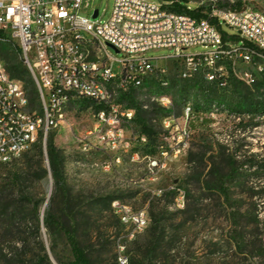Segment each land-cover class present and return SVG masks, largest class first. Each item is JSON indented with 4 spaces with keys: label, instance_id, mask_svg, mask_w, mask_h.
I'll return each mask as SVG.
<instances>
[{
    "label": "rangeland",
    "instance_id": "obj_1",
    "mask_svg": "<svg viewBox=\"0 0 264 264\" xmlns=\"http://www.w3.org/2000/svg\"><path fill=\"white\" fill-rule=\"evenodd\" d=\"M190 1L188 6L192 9L196 8L192 2H203L205 10L211 3V0ZM233 2L234 0H218L219 4L226 5ZM242 3L243 7L250 6L264 12V0H242ZM113 5L114 0H83L81 15L93 19L94 11L98 10L99 15L95 20L104 23L111 17ZM222 28L231 34L235 32L226 24H222ZM107 50L117 59L122 57L112 47H107ZM191 51L202 52L205 48L198 46ZM170 54L172 51L169 49L147 53L150 57H165ZM158 64L165 71L153 77V84H146L138 90V99L153 111L152 123L166 145H175L181 134H173L175 139L170 134H165L162 119L171 113L180 116L186 104H191L194 110L190 122L191 134L180 143L183 151L177 158H168L165 169L154 168L144 158L145 155L154 154L150 153L151 149L142 151L140 147H135L126 151L121 147L109 150L97 145L96 136L87 134L94 126L96 113L87 100L77 99L70 103L65 109L64 122L49 133L54 135L55 143L63 150L66 183L73 201L80 205L84 218L81 239L91 250L94 264H119L117 257L120 244L125 245V253L131 262L138 264L143 261V264H148L146 252H150L154 232L149 225L137 238L130 240L127 230L120 224L115 213L102 212L101 208L92 204L93 198L119 200L134 209L145 208L149 215L152 208L158 211L161 205H168V215L163 222L167 237L161 243L155 264H264V197H260V181L264 180L261 179L264 171L257 177L254 168L248 169L246 165H241V162L248 160L264 166V116L237 108L245 100L247 92L255 101L264 99V62L255 59L251 63H239L236 66L238 75L248 73L255 79L251 84L229 73L227 62H219L217 68L223 65L224 72L228 75L227 82L223 85L220 78L210 80L208 68L204 66L193 74L194 80H190L193 77L183 75L185 67L180 62L165 60ZM215 70L213 67L211 72ZM213 88L216 91L209 98L208 94ZM181 89L185 90L182 92ZM120 95L118 92L116 103L126 106V103L120 101ZM163 96L169 97L173 103L170 113L154 100ZM32 109L40 110L39 101ZM122 127L126 138L140 132L135 122L124 123ZM84 140L93 142L91 150L83 151ZM40 144L38 142L33 145L12 162L0 165V188L10 186L15 172H25L27 176L30 174L25 189L31 194L33 201L26 203L25 212L17 214L15 221L0 215V264H5L4 254H12L15 243L21 247L23 241L27 242L26 250H32V253L39 252L41 242L53 264H60L58 259L65 263L72 259L70 246L64 236L58 234L55 242H52L41 222L52 199L54 201L51 205L56 212L64 205L61 194H55L51 173L42 179L36 176L40 173L36 156ZM226 147L239 161V167L244 166L240 169L244 175L230 185L229 201L226 193L199 189L195 180L199 174L201 182L210 180L208 173L220 155L225 154L226 159ZM137 151L141 153L140 157L133 158ZM118 156L120 163H116L110 170L94 165ZM191 159L194 161L191 162ZM44 166L49 168L46 156ZM194 169L196 174L192 175ZM256 185L259 187L251 189ZM180 191L186 195L183 207L178 206L177 201ZM9 193L11 189L5 192ZM12 196L16 198L12 202L16 203L17 194ZM184 209H187V213H180ZM10 211L13 213V209ZM255 216L260 221L259 225L250 223ZM39 222L40 234L36 236L35 228ZM235 230L246 235L243 252L235 244L231 246L229 243ZM99 232L106 234L100 243L95 236ZM253 234L258 237L254 239ZM261 237L262 244L254 247L250 243ZM32 253L26 259L27 264H30L28 259Z\"/></svg>",
    "mask_w": 264,
    "mask_h": 264
},
{
    "label": "built area",
    "instance_id": "obj_2",
    "mask_svg": "<svg viewBox=\"0 0 264 264\" xmlns=\"http://www.w3.org/2000/svg\"><path fill=\"white\" fill-rule=\"evenodd\" d=\"M192 3L196 8L204 7L203 2ZM82 4L83 0H0V48L10 44L20 51L36 83L40 103V110L32 109L27 90L11 77L0 56V165L12 162L38 142L45 147L50 131L61 126L66 107L77 99L101 106L87 132L96 136L97 145L129 151L135 142L147 144L144 133L130 138L123 135L122 124L133 123L136 110L117 104L116 97L130 88H143L148 79L164 72L160 61L180 62L185 77L207 67L208 78H220L222 85L228 75L223 65L217 68L219 62H227L233 75L248 84L255 79L248 73L238 75L236 66L255 59L264 62V12L250 6L233 10L211 0L206 14L234 29L233 34L240 38L226 42L208 19L172 12L162 0H114L111 17L104 23L81 15ZM111 46L122 54L120 59L108 52ZM198 46L205 51H191ZM162 49L172 54L147 55ZM213 67L216 70L212 73ZM154 100L164 109H173L169 97ZM143 107L149 108L147 104ZM193 113L191 104H186L180 116L171 113L162 119L165 134L173 139V134L181 135L175 145L164 142L157 155L144 156L154 168L165 169L168 158L182 153L180 143L191 134ZM92 147V141H82L83 151ZM140 155L137 151L133 158ZM116 163H120L119 156L94 165L110 170ZM177 201L178 206H184V192L180 191ZM112 208L130 240L151 223L145 208L134 209L119 200L112 202ZM118 247L119 264H130L125 245Z\"/></svg>",
    "mask_w": 264,
    "mask_h": 264
},
{
    "label": "trees",
    "instance_id": "obj_3",
    "mask_svg": "<svg viewBox=\"0 0 264 264\" xmlns=\"http://www.w3.org/2000/svg\"><path fill=\"white\" fill-rule=\"evenodd\" d=\"M165 2L172 12L175 13H186L197 19H208L213 25H215L222 33L224 41H238L240 38L237 34H231L225 31L222 28L221 23L217 19L210 18L206 12L204 7L199 8H189L188 4L191 2L190 0H162ZM221 7H228L233 10H241L243 9L242 0H234L233 3L228 5L219 4ZM19 56H18V55ZM0 56L5 60L7 70L10 73L11 77L21 82L24 88L27 90L31 103L33 106L37 105L38 101V90L36 87V83L34 78L26 67L24 60L21 57L20 51L17 48H14L10 44H5L0 48ZM229 71L232 74L231 67L229 66ZM193 77V75L191 76ZM190 80H194V77ZM153 78L148 79L146 84H153ZM248 91L250 88L247 87ZM138 88H130L127 91L121 92L120 101L126 103L128 108H134L136 110V117L134 122L137 124L139 131L144 133V135L148 138L147 144H135L132 149L135 147H140L139 149L143 151L147 149H151L150 155H156L159 153L160 146L164 144V142L160 138V134H158L155 125L152 123L153 111L150 108H144L143 103L139 101V92ZM182 92L185 89H181ZM215 89L213 88L208 97L210 98L213 93H215ZM215 97V96H214ZM89 104L98 111L100 109V105H97L95 102L91 100H87ZM156 105V104H155ZM177 105V104H176ZM176 107H179L176 106ZM238 109L247 111L249 113H255L264 116V99L255 101L251 94L247 92L245 96V100L242 101L237 106ZM170 111L171 110H167ZM229 148L226 147V159L225 154L220 155L218 161H216L208 173V178L205 183L201 182V174L197 175L196 183L198 184L199 189L206 190H217L220 193H226V199H230L229 191L230 185L236 181L240 176L242 177L244 174L241 172V167L247 166L248 169L254 168L255 175L260 177V172L264 171V166L258 165L254 162H248V160L240 163L236 160L233 154L228 152ZM36 156L38 157V169L39 174H36L38 179H42L49 172L51 173L54 184H55V194H61L63 198L64 207L60 209V211L56 212L53 207V199L51 200V204L49 208L46 210L45 216L41 221L48 233L52 238V242H55V237L59 235H63L66 239L67 244L70 246L72 259L68 262H61L58 259L60 264H94L93 257L91 255V250L87 248V246L83 243L81 236L83 235L84 230V218L80 212V205L73 201L70 189L66 183L65 179V157L63 150L60 149L54 140V135L49 134L46 142V149L44 150V146L41 142L38 147V151ZM45 156L48 158L49 168L44 166ZM194 160L191 159V162ZM246 163V164H245ZM195 169L193 170L192 175H195ZM30 176V174L28 173ZM191 175V176H192ZM27 173L25 172H15L10 180V188L1 187L0 188V215H5L10 221L16 220V215L19 213L25 212V207L27 202H33L31 194L27 192L25 189V185L28 182ZM261 179H264L261 178ZM261 186L260 189L262 192L260 193V197H264V180L260 181ZM255 187H259V185L252 186L251 189H255ZM9 189H11V193L5 194ZM259 191V189L257 190ZM17 194L18 198L16 203H13L12 199L14 198L12 195ZM174 193V192H173ZM186 197V195H185ZM112 199L109 198H93L92 204L101 208L102 212H111L112 208ZM227 205V202H226ZM155 208V204H154ZM11 209H13V213H11ZM114 213V211H113ZM180 213H187V209L181 210ZM168 215V205H161L158 211L152 208L150 218V229L154 232V240L151 242L149 251H147L146 260L148 264H155L157 260V253L160 250L161 243L167 237V229L163 222L166 220ZM250 223L259 225L260 221L258 217L255 216L253 221ZM40 222L37 223L35 228L36 236L40 234ZM93 233V231H92ZM97 242L100 243L101 239L106 236L105 233H98L95 235ZM255 234H253V238L256 239ZM250 241V240H249ZM230 245L240 249L243 252V247L246 245V235L242 232L235 230V235L231 237ZM255 247L257 244L263 243V238H259L258 240L250 241ZM217 245L218 243H214ZM94 245V244H93ZM92 245V246H93ZM27 242H22V246L18 247L15 243V251L10 253H5L3 256V260L5 264H27V258L32 250L27 251ZM52 251L54 250L52 246ZM171 250V249H169ZM32 256L28 259L30 264H53L50 260V256L46 252L45 246L40 242V250L37 253H32ZM118 260V259H117ZM130 260V259H129ZM144 262H138V264H143ZM130 264H134L133 261Z\"/></svg>",
    "mask_w": 264,
    "mask_h": 264
},
{
    "label": "water",
    "instance_id": "obj_4",
    "mask_svg": "<svg viewBox=\"0 0 264 264\" xmlns=\"http://www.w3.org/2000/svg\"><path fill=\"white\" fill-rule=\"evenodd\" d=\"M98 15H99L98 10H95V11H94V14H93V17L96 18V17H98ZM111 47L114 48L113 46H111ZM114 49H115V48H114ZM115 50H116V52H118L117 49H115Z\"/></svg>",
    "mask_w": 264,
    "mask_h": 264
}]
</instances>
